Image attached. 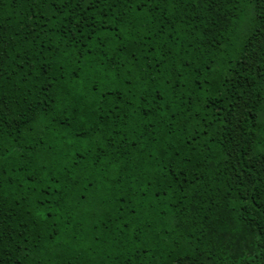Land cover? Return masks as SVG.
Here are the masks:
<instances>
[{"label":"trees","instance_id":"obj_1","mask_svg":"<svg viewBox=\"0 0 264 264\" xmlns=\"http://www.w3.org/2000/svg\"><path fill=\"white\" fill-rule=\"evenodd\" d=\"M264 0H0V264H264Z\"/></svg>","mask_w":264,"mask_h":264},{"label":"snow or ice","instance_id":"obj_2","mask_svg":"<svg viewBox=\"0 0 264 264\" xmlns=\"http://www.w3.org/2000/svg\"><path fill=\"white\" fill-rule=\"evenodd\" d=\"M261 150L264 151V147H262ZM175 264H185V262L183 261L182 257L177 256L175 259Z\"/></svg>","mask_w":264,"mask_h":264}]
</instances>
